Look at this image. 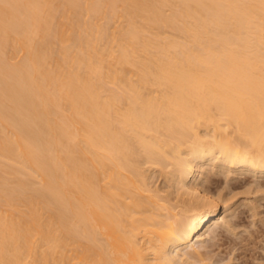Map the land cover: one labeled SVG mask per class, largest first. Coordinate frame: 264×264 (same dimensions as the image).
<instances>
[{
  "label": "bare ground",
  "instance_id": "obj_1",
  "mask_svg": "<svg viewBox=\"0 0 264 264\" xmlns=\"http://www.w3.org/2000/svg\"><path fill=\"white\" fill-rule=\"evenodd\" d=\"M247 175L264 0H0V264H235Z\"/></svg>",
  "mask_w": 264,
  "mask_h": 264
},
{
  "label": "rangeland",
  "instance_id": "obj_2",
  "mask_svg": "<svg viewBox=\"0 0 264 264\" xmlns=\"http://www.w3.org/2000/svg\"><path fill=\"white\" fill-rule=\"evenodd\" d=\"M245 179L247 183L251 182L250 185H252V183L253 185L257 183L260 184L261 182L264 186V177L258 178L247 175ZM245 179L242 177L239 179L238 183L237 181L233 183L239 185L243 183ZM246 188V186L245 188H238L236 192L240 194L233 200L232 203L234 206L228 214H225L226 217H229L226 218V221L229 222L230 220L232 221L230 223L236 225H232V232L226 230L228 229V226H226L227 224H225L226 221H222L219 227L210 229L205 235L203 243L205 248L202 249L204 251L203 253L212 255L215 258L214 260H219L221 258L227 260L232 257L237 260L235 264H264V215L260 212L262 211L264 213V191L260 192V194L245 195L242 192H244V190L246 191ZM258 196H261L260 200L257 198ZM255 198H257L258 201ZM258 204L263 205V207H260V205L257 207ZM255 208L257 215L254 217L253 212L255 213ZM259 212L262 215L258 214ZM205 242L208 244H205ZM204 244L208 246L206 247Z\"/></svg>",
  "mask_w": 264,
  "mask_h": 264
}]
</instances>
